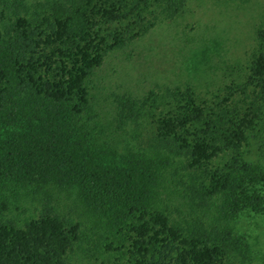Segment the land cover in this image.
Instances as JSON below:
<instances>
[{
    "label": "trees",
    "instance_id": "1",
    "mask_svg": "<svg viewBox=\"0 0 264 264\" xmlns=\"http://www.w3.org/2000/svg\"><path fill=\"white\" fill-rule=\"evenodd\" d=\"M190 1L0 0V264H79L90 234L118 252L100 264L264 259V0L215 89L108 102L96 85L111 53ZM23 195L39 211L9 215Z\"/></svg>",
    "mask_w": 264,
    "mask_h": 264
},
{
    "label": "rangeland",
    "instance_id": "2",
    "mask_svg": "<svg viewBox=\"0 0 264 264\" xmlns=\"http://www.w3.org/2000/svg\"><path fill=\"white\" fill-rule=\"evenodd\" d=\"M262 11L263 0L190 1L182 16L158 23L126 49L106 58L97 71L101 100L107 97L111 102L114 93H144L157 84L191 83L200 92L215 89L225 64L247 56ZM39 208L38 195H23L11 205L9 215L29 218ZM90 235L91 251L79 249L75 262L100 264L107 256L117 255L105 250L104 239L95 242L96 236ZM255 262L264 264V259Z\"/></svg>",
    "mask_w": 264,
    "mask_h": 264
}]
</instances>
